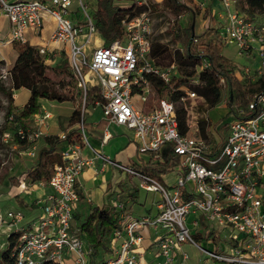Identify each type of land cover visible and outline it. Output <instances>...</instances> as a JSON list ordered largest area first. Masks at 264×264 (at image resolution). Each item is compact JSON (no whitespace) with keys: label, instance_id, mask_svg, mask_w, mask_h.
Instances as JSON below:
<instances>
[{"label":"built area","instance_id":"2783aa9c","mask_svg":"<svg viewBox=\"0 0 264 264\" xmlns=\"http://www.w3.org/2000/svg\"><path fill=\"white\" fill-rule=\"evenodd\" d=\"M76 1L86 12L87 0ZM235 1L221 0L223 9L218 13L223 21L221 33L225 42L235 44L240 54L257 55L253 70L241 68L242 74L254 79L264 75V20L244 18L233 7ZM72 2L50 0L52 7H49L43 0H0V11L10 24V37L0 39V47L13 41L28 43L27 32H39L44 16L50 15L55 25L49 41L68 44L69 65L77 76L83 98L87 88L97 86L100 98L94 104L101 107L104 118L131 129L137 151L147 153L151 160H162L158 151L170 144L179 159L172 169L177 175L173 184L166 185L138 168L99 153L89 141L82 113L77 123L78 136L63 142L60 160L53 165L49 179L38 182L47 185L49 191L37 200L42 215L21 228L15 264H43L46 258L60 264H145L147 248L142 245L145 229L152 233L155 246L153 258L146 264H192L183 249L185 243L198 247L208 258L227 264H264V93L255 99L256 114L234 117L216 146L200 135L197 120L188 119L185 105L187 128L182 132L177 103L204 98L185 84L171 87V93L181 92L177 100L157 93L152 81L168 84L180 72L174 63L156 64L151 55L153 19L149 9L121 19L125 45L122 37H118L106 44H96L90 53L87 46L96 31L94 19L86 12L84 21H73ZM145 4L147 0L136 1L138 6ZM37 49L40 54H49L44 46ZM0 77H5L4 71ZM193 82L197 81L191 78L188 84ZM141 103L152 106L144 111ZM50 117L48 111L35 114V129L26 132L18 128L14 134L33 145L46 135ZM104 134L103 142L109 135L107 130ZM3 136L7 141L13 133L6 130ZM59 136L65 138L64 133ZM84 147L94 157H85ZM34 148V145L29 148L28 154L33 155ZM95 157L101 158L103 165L111 163L136 177L137 189L158 194L152 203L153 214L136 216L124 202L114 204L118 219L110 234L111 248L97 263L90 261L89 249L72 230L73 208L80 199L77 177ZM7 216L10 226H17L24 218L21 210H9ZM201 220L207 229L212 228L213 238L207 243L216 245V251L202 248L193 236L201 228ZM223 231L226 236L220 238Z\"/></svg>","mask_w":264,"mask_h":264},{"label":"trees","instance_id":"16d2710c","mask_svg":"<svg viewBox=\"0 0 264 264\" xmlns=\"http://www.w3.org/2000/svg\"><path fill=\"white\" fill-rule=\"evenodd\" d=\"M123 1H130L132 5L123 6L121 4ZM136 1L94 0L95 28L106 43L122 37L121 19L125 15L133 16L142 11L150 10L151 7L155 8L158 6L157 3H153L151 0H147L145 5L138 6L135 5ZM239 2L240 11L236 10L244 18L257 21V18L259 19V17L264 15V0H239ZM158 8L161 12L172 16H181L189 9L181 0H162ZM220 28L221 26H210L196 34L194 31V16H189L185 25L180 24V21L177 20L171 34V42L177 44L181 50L177 49L174 55H171L172 51L166 44L157 40L151 41V55L155 63L160 66L166 61L169 62V65L174 63L180 72V75L173 77L168 84L158 80L152 81V84L161 96H168L170 99L177 100L181 92L174 91L171 93V87L187 84L191 78L196 79L197 82L195 83L199 82L201 86L196 92L204 98L203 104L207 106V109L212 108L221 100L222 90L225 87V101L230 108V112H233L237 118L250 117L257 112V106H255L256 97L264 93V75H258L251 79L242 74L245 77L243 81L237 78V74H235L237 65L221 53L225 43L220 37ZM210 34L213 36L211 37ZM12 45L17 52L12 65L5 67L4 62L0 60V75L4 71V79H7V85H5L2 77H0V90L6 95L8 104L5 112L8 125L3 129L2 133L10 130L13 133L10 141L17 146L27 147L28 143L26 140L16 136L14 133L18 128H22L26 132L36 128L37 125L32 117L35 114L42 113L41 99L55 102H74L79 98L84 99V107L86 108L91 106L95 99L100 98V90L97 86H91L87 88L83 98V93L77 87V76L72 72L64 51L59 53V60L54 65H50L45 63L47 55L40 54L37 47L18 41H13ZM223 83H225V86H223ZM20 88L28 90L29 95L24 104L15 109L12 106V96L13 92ZM235 108L239 110L236 112ZM81 117L82 109L76 106L69 116V122L77 124ZM177 117L179 127L184 132L187 128L186 109L184 107H177ZM83 123L88 134V131L92 128H102L104 124H107V120L102 119L95 126L86 121ZM197 124L200 135L211 139L213 146L218 145L223 140V136L217 135L218 137H216L213 133V130H217L216 124L210 125L204 117L197 119ZM225 124H228V122ZM77 132V129L76 131L65 132V138H61L58 135L42 136L44 143L39 148L34 163L26 170L25 178L27 182L47 181L51 174V167L60 160L58 150L61 147V143L77 137ZM158 154H160L162 161H149L135 167L161 180V175L172 171L179 159L173 153L170 144L162 146ZM11 181L15 182L16 179L13 177ZM138 192L137 189H134L130 193L131 198L136 199ZM20 202L23 206H26L23 200H20ZM117 215L118 209L115 205L105 204L91 207L90 212L82 221L80 231L83 233L87 249L90 251L89 258H91V262L97 263L103 259V257L97 259L98 250L100 246L105 248L103 240L106 235L110 236L112 230L116 227ZM200 225L202 231L195 230L193 233L195 240L197 242H206L213 238L212 228L207 229L208 226L203 220L200 221ZM21 228L22 226L9 228L5 241L0 246V264H15V248L22 231ZM215 261L218 264H227ZM43 264L60 263L46 258Z\"/></svg>","mask_w":264,"mask_h":264},{"label":"rangeland","instance_id":"374dc122","mask_svg":"<svg viewBox=\"0 0 264 264\" xmlns=\"http://www.w3.org/2000/svg\"><path fill=\"white\" fill-rule=\"evenodd\" d=\"M47 3L49 7H52L50 0H43ZM153 3H157L158 6L155 8H150L149 12L150 15L153 19V24H152V31L150 34V40L151 41H159L161 43H164L168 46V48L172 51L171 55H174V53L178 50H181L177 44H174L171 42V34L174 29V24L176 21H180V24L185 25L186 21L189 16H194V31L196 34H199L200 32L206 30L207 27L214 26V27H219L222 25V18L218 17V13L222 11L223 5L221 0H181L189 9L186 11L181 16H172L169 14H166L164 12H161L159 10V5L161 4L162 0H151ZM87 2V3H86ZM85 2L86 4V12L92 17L93 19L95 18V3L94 0H87ZM123 6H128L132 5V2L128 1H123L121 3ZM134 5V4H133ZM136 5V3H135ZM233 7L235 10L240 11V2L239 0H236L233 3ZM70 12H71V18L74 20H80L84 21L86 17V12L82 9L80 4L76 1L73 0L71 6H70ZM0 12V39L7 40L10 37V32L7 29V26L5 27L2 23L3 18ZM262 18V17H261ZM6 21V20H5ZM221 31V29H220ZM214 34V33H213ZM212 37L213 35L210 34ZM220 37L224 41V45L221 49V53L226 56L228 59L232 60L236 65L235 69V74H237L238 79H242L243 81L245 77L242 75V70L241 68L248 67L250 70H253L256 67V64L258 62L257 55L253 53L252 55H245V54H240L238 52V48L236 47L235 44L232 43H226L223 34L221 33ZM116 39V38H115ZM114 40V39H113ZM112 40V41H113ZM98 42V43H96ZM127 42L126 36L122 37V44L125 45ZM105 44L106 42L104 41L103 37L97 32V30L93 34V38L91 39L90 45L94 44ZM12 46V45H11ZM11 46H2L0 47V58L2 57V51L6 53L5 58L0 59L1 61L6 63V61H10L12 59V54H7L8 52H11L13 48ZM89 53V52H88ZM90 54V53H89ZM8 55V56H7ZM10 56V57H9ZM169 62H165L161 64L162 66H167ZM1 65V64H0ZM2 81L5 85H7V79L2 78ZM187 88L190 87V89H193L197 91L200 89V84L194 83L193 84H185ZM223 86H225V83H223ZM17 93V94H16ZM29 94V91L26 89H21L19 92L14 91L13 92V103L12 106L17 109L21 107L22 103L25 101L26 96ZM198 94V92H197ZM15 95V96H14ZM96 100V99H95ZM226 91L225 87L224 90H222V97L221 100L212 108L207 109L204 104L203 100L200 98H194L193 100L187 99L186 101H179L177 103V107H184V105L187 108V115L188 119L196 121L200 117H204L207 119L208 123L210 125L216 124L217 130H213L214 134L216 137L218 136H223L225 137L227 133V125L225 124L226 122L229 123L235 116L233 112H230V108L228 107V104H226ZM84 100L77 98L73 105H77L82 109ZM67 104L65 103H60V102H55V101H50L47 99H41L40 100V106L44 107L46 110H48L50 113H53L54 116L60 115V107H64V112L67 111L65 107ZM7 99L6 95L3 94V92L0 90V246L2 243L5 241V237L7 232L9 231L8 227L11 225L9 218L7 216V211L8 209L14 208L15 206L19 208L22 212H26L27 210L25 207L21 204V207H18L16 204H14L13 199H9L13 196L14 190L11 189L10 187V179L13 177V172L14 174L17 173V175L25 169L27 163L30 161L33 162V158L35 156L27 154L26 152L31 148L34 144L36 148H34L35 151L38 152L39 148L41 145L44 143L43 137L37 139L36 141L33 142V145H28L27 147H22V146H17L14 142L9 140H5L3 136V129L7 127V120L5 118V112L7 108ZM94 103L91 106H87L86 110L87 111H93V110H100V107L96 106ZM86 110L83 112V119L84 121L86 120ZM236 112L239 109H234ZM61 118V117H60ZM64 123L66 120L63 121ZM213 129V127H212ZM63 128L60 129L62 131ZM112 130L115 131V133H120L119 128H113ZM66 132V131H65ZM63 132V133H65ZM48 133H52L50 128L48 129ZM218 135V136H217ZM131 131H127L126 134L124 135H115L113 139L109 141L108 144L104 145L102 148L97 147L94 143L92 144L93 148H95L96 151L99 153L103 154H110L109 152H128L131 156L132 159H137V158H147L148 154L147 153H140L136 152L134 149L135 144L131 140ZM98 148V149H97ZM102 149L105 150V152L102 151ZM177 175L175 170L170 171L165 177L163 178V182L166 185H171L174 182V178ZM17 179V177L15 178ZM128 181L124 182L122 189L116 187L115 192H113L111 196V201L115 202H126V200H129V197L127 196L126 188H129L130 185H128ZM131 188V187H130ZM138 195L135 201L130 202V206H132V210L135 213V215H138L141 213H144L145 207L148 208L150 202H152L153 199L158 198V194L153 193V192H146L142 189H138ZM23 196H27L28 202H31V199L33 198L30 195H25L22 194ZM9 199V200H8ZM21 198L19 199V201ZM129 205V204H128ZM23 206V207H22ZM144 210V211H143ZM146 212V211H145ZM138 213V214H137ZM42 215V211H41ZM145 231H147L145 229ZM144 231V235H145ZM224 231L220 234V238L225 237ZM111 238L109 235H106L104 238L103 242L105 245V248L103 246L99 247L98 250V255L97 259H101L102 257L106 256V254H109L108 249L111 248ZM199 246L206 250L210 251H216V245H210L206 242H198ZM107 248V249H106ZM183 249L188 253L189 257L191 260H193V264H218L214 259L208 258V256L201 251L198 247L185 243L183 244ZM146 260L148 259V255H146ZM91 261V258H90Z\"/></svg>","mask_w":264,"mask_h":264},{"label":"crops","instance_id":"0c3cea01","mask_svg":"<svg viewBox=\"0 0 264 264\" xmlns=\"http://www.w3.org/2000/svg\"><path fill=\"white\" fill-rule=\"evenodd\" d=\"M10 1H17V0H10ZM1 14H3V13L1 12ZM2 16L6 20L5 21L3 19L2 23L5 27L7 26V29L9 30L10 29L9 21L4 16V14ZM263 20H264V15L262 16V18L261 17H259V19L257 18L258 22H262ZM73 21L76 22L79 20L73 19ZM54 25H55V23H54L53 18L50 15L46 14L43 18V25H42V28L39 32H35V31H31V30H29L27 32V39L29 41L28 44L35 46V47L44 46L47 48L49 54H46V55L49 56V59H45V63L50 64V65H52V64L54 65L57 62V60H59L58 55H59V53H61V51H64L65 55L68 58V48H69L68 44L52 43L49 41V36L54 29ZM90 43L87 46V50L91 53L92 48L96 44L90 45ZM96 43H98V42H96ZM6 45L11 46L12 43L5 44L4 46H6ZM11 47L13 48V50L11 52H8L7 54H12L13 56L9 62L6 61L5 67L11 66L12 63L14 62L15 58H16V55H17V52H16L15 48L13 47V45ZM52 52H54V54H52ZM5 55H6V53L4 51H2V57L6 60ZM3 58H0V59L3 60ZM21 89H23V88L16 90V92H19ZM28 95L26 96L25 101H26ZM24 102L22 103V105L24 104ZM60 103L67 104V106L65 105L66 106L65 109H67V111L64 112V107L63 108L60 107V113L61 114L58 116H54L53 113H50L48 110H46L44 107H42V112L48 111L51 114V117L47 120L48 126L46 129V135H58L59 136L65 131L71 132L73 130L76 131V129H77L76 123L71 124L69 122V116H70L72 110L77 105L76 104L73 105L72 103H74V102H71V101H64V102H60ZM83 105H84V103H83ZM151 106L152 105L150 103H141L140 104V107L144 111L149 110V108H151ZM93 107H96V106H93ZM98 107H100V106H98ZM85 110H86V108L83 106L82 107V113ZM86 114H87V116H86L85 121L88 123H91L92 126H95L102 119H105L104 116L102 115L101 107H100L99 111H97L96 109L93 111H87L86 110ZM64 120H66L65 123L63 122ZM116 127L120 129V133L119 132L115 133V131L112 130L113 128H116ZM49 128H50L52 133H48ZM61 128H63L62 131H60ZM106 130H107V133L109 135L106 138V140L103 142V139L105 137L104 132ZM127 131H131V137H132L131 140L135 144L134 149L137 152L136 140L134 138V133L131 129H128L126 127L115 125V124L109 123L107 121V124H104L102 126V128H100V129L92 128L90 131H88L87 135H88V138H89L91 145L94 143L97 147L102 148L104 145L108 144L109 141L111 139H113L115 135H118V134L124 135V134H126ZM62 144L63 143H61V145ZM35 148H36V146H35ZM35 150H34V154H33V156H35L33 158V162L30 161L29 163H27L25 169H23L18 175H17V173L14 174L15 172L12 173L13 174L12 177H14V178L17 177V179L15 182H12L10 179L11 182L9 185H10L11 189L14 190V192H13V196L9 199H11V200L13 199L14 204H16L18 207H21V202L19 201V199L21 198V200H23L26 203V206H24V207L27 211L26 212L23 211L24 218L22 219V221L17 226H9L8 229L10 227L14 228V227H18V226L27 225L29 222L35 220L36 218L40 217V215H41L42 208H41L40 204L37 203V200L46 191L47 192L49 191V187L47 185H45V186L38 185L39 181L29 183V182H27V179L25 178L27 168L29 166H31V164L34 163V161L37 157V151H35ZM102 151L105 152L104 149H102ZM58 152L60 153V148H59ZM26 153L28 154V151ZM109 153L110 154L105 153L104 155L108 156L113 161H116V162L121 163L123 165H129L132 167L138 166L141 163H146L149 161H151V162L162 161V160H151L150 156H148L145 159H143V158L132 159V156L128 152H114V153L109 152ZM83 154L87 158L94 157V153L87 147L83 148ZM52 167H51L50 171L52 170ZM135 168H137V167H135ZM168 173L161 175L162 181H163V178L165 177V175H167ZM126 181H128V183H129L128 185H130L131 188L130 187L126 188V190H127L126 194L129 197V200H126V202H124V203L127 205V207H129V209L132 210V206H130V202H133L136 199H132L130 193L134 189H137L136 185H138V180L136 177H132V176L127 175L124 171L120 170L118 167L112 165L111 163H107V164L103 165V161L101 160V158H98V157L93 158L92 163L90 165H87L83 169L81 174L77 177L76 189L80 195V199L75 203L74 208H73L72 230L77 236H79V238H81L85 247H87V244L85 242L83 233L80 231V225H81L82 221L85 219L86 215L90 212V208L94 207V206H102L105 204H113L114 205L116 202L111 201V196H112L113 192L116 191L115 188L118 187V188L122 189V187L125 186V185H123V183ZM22 194H25V195L32 194L31 196L33 198L31 199V202L27 201L29 197L23 196ZM153 200H152V202H150L148 208L145 207L146 212L143 210L144 213H142V215L154 213V207L152 205ZM118 202H120V201H118ZM17 209H19V208H17L15 206L14 208L8 209V211L9 210H17ZM139 215H141V213L136 215V216H139ZM198 230L202 231V228H199ZM151 240H152V233H150L149 231L145 232V238H144V241L142 243L143 247L147 248L146 254L144 256V263L145 264L153 258L152 255H153V251L155 250V246ZM206 243H207V241H206ZM146 255H148L147 260H146V257H147ZM190 261L193 264V260H191V258H190Z\"/></svg>","mask_w":264,"mask_h":264},{"label":"water","instance_id":"95a60500","mask_svg":"<svg viewBox=\"0 0 264 264\" xmlns=\"http://www.w3.org/2000/svg\"><path fill=\"white\" fill-rule=\"evenodd\" d=\"M192 28H193V24H192ZM255 102H256V100H255Z\"/></svg>","mask_w":264,"mask_h":264}]
</instances>
